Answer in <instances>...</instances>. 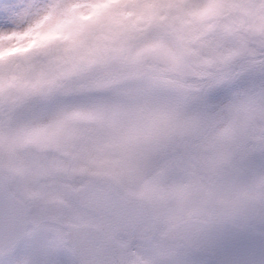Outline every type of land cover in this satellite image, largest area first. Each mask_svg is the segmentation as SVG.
<instances>
[{
    "label": "snow or ice",
    "instance_id": "1",
    "mask_svg": "<svg viewBox=\"0 0 264 264\" xmlns=\"http://www.w3.org/2000/svg\"><path fill=\"white\" fill-rule=\"evenodd\" d=\"M34 6L0 0V29ZM80 7L61 40L0 64V256L164 264L264 152V0Z\"/></svg>",
    "mask_w": 264,
    "mask_h": 264
},
{
    "label": "clouds",
    "instance_id": "2",
    "mask_svg": "<svg viewBox=\"0 0 264 264\" xmlns=\"http://www.w3.org/2000/svg\"><path fill=\"white\" fill-rule=\"evenodd\" d=\"M85 0H34L16 27L22 46L42 43L50 29L65 31ZM75 9V11H73ZM264 59V52L261 53ZM230 205H210L209 216L192 217L161 247L164 264H264V152L250 161L231 186ZM227 219H216L224 214ZM27 255L0 256V264H24Z\"/></svg>",
    "mask_w": 264,
    "mask_h": 264
},
{
    "label": "rangeland",
    "instance_id": "3",
    "mask_svg": "<svg viewBox=\"0 0 264 264\" xmlns=\"http://www.w3.org/2000/svg\"><path fill=\"white\" fill-rule=\"evenodd\" d=\"M82 12H74V17ZM17 27V26H16ZM16 27L8 30L0 29V64L10 63L15 64L27 59L30 54H33L38 49H42L49 44L61 40L65 33L76 27L75 20L63 32L50 29V35L45 38L44 42L36 44L30 43L27 46H22L18 37L20 34L16 31Z\"/></svg>",
    "mask_w": 264,
    "mask_h": 264
}]
</instances>
